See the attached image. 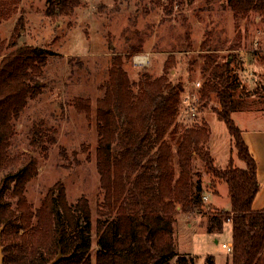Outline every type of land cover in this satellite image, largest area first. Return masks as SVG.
Wrapping results in <instances>:
<instances>
[{
	"label": "trees",
	"instance_id": "16d2710c",
	"mask_svg": "<svg viewBox=\"0 0 264 264\" xmlns=\"http://www.w3.org/2000/svg\"><path fill=\"white\" fill-rule=\"evenodd\" d=\"M82 1L44 0V13L50 18L69 16ZM150 1L162 9L164 20L174 8L192 0ZM18 3L0 0V19L10 18ZM226 5L234 17H247L250 12L264 17V0H226ZM210 35L201 41L202 49H210ZM125 43L122 50L113 53L107 77L99 85L103 94L95 100L94 155L101 199L94 219V261L90 254L92 212L87 198L79 196L70 201L63 183L57 181L36 206L28 202L25 186L37 174L34 160L29 159L16 172L0 178L2 264H47L59 248L63 256L55 264H214L211 254L197 263V255L178 252L174 244L177 215L196 212L203 206L208 208L207 232H220L225 221L231 222L230 264H264V208H252L259 188L257 164L231 115L236 107L233 91L239 86L236 56L231 54L220 62L213 54L205 55L204 70L209 74L195 90L198 113L191 116L192 122L181 123L177 114L180 92L185 87L173 84L166 76L175 63L173 52L167 54L157 76L139 72L138 79L132 80L123 59L143 47L128 40ZM230 48L238 50L239 46ZM50 53L46 47L31 44L0 53V162L28 99L44 91V68ZM67 63L72 66L82 61L72 56ZM263 90L264 83L257 82L252 94L262 96ZM212 97L219 107L208 105ZM68 104L85 111L91 119L87 97ZM206 107L225 124L243 166L234 165L232 158L224 167L215 164L208 146L207 120H195L199 110ZM145 117L153 121L150 135ZM56 132L54 125L46 126L39 120L28 130L29 143L40 147L46 157L56 142ZM116 140L119 149L114 152ZM150 144L157 151V169L148 156ZM195 156L212 177L205 188L201 173L192 170ZM217 181L227 184L228 210L213 207L203 198L205 189L216 192Z\"/></svg>",
	"mask_w": 264,
	"mask_h": 264
},
{
	"label": "rangeland",
	"instance_id": "374dc122",
	"mask_svg": "<svg viewBox=\"0 0 264 264\" xmlns=\"http://www.w3.org/2000/svg\"><path fill=\"white\" fill-rule=\"evenodd\" d=\"M155 6L150 0H83L72 15L50 18L44 13V0H19L11 17L0 19L1 54L23 44L38 45L51 51L44 68V91L29 98L20 114L15 133L4 146L0 178L16 172L33 159L37 174L25 186L28 202L36 206L57 181L63 183L70 201L79 196L86 197L92 212V261L97 249L94 219L101 199L94 155L97 140L95 100L103 94L99 85L107 77L113 53L122 50L127 40L143 47L129 59H123V66L132 80L138 79L139 72L157 76L167 54L173 52L175 63L166 76L173 84L189 90H196L195 81H200L201 86L208 77L209 71L204 70L206 54L215 55L220 62L234 54L239 86L233 91V99L238 103L242 98L243 104L242 112L235 107L232 115L236 123L242 124V134L257 150L260 161L264 155V90L262 96L252 94L257 82L264 83V71L253 70L249 64L253 58L264 63V17L255 12H250L247 17H234L226 0H192L182 8H174L170 19L167 16L162 20L164 13ZM207 33L211 34L210 49L205 50L200 44ZM232 45H238L248 60L239 62V53L230 48ZM136 55H145L146 63H137ZM72 56L80 58L82 64L69 66L67 59ZM181 93L177 120L192 122L194 119L182 102L184 92ZM85 97L90 101L91 119L85 111L68 104ZM208 105L219 107L213 97L208 100ZM201 118L209 121L212 138L209 150L215 164L225 166L232 155L235 165L243 166L223 121L209 107L199 110L195 120ZM39 120L57 128L56 142L49 147L46 157L43 150L33 147L28 139V130ZM146 121L150 135L153 121L150 117ZM113 144L116 152L118 140ZM148 154L157 169V151L151 144ZM192 164V170L201 173L205 188L211 175L196 156ZM9 184L11 186L12 182ZM216 187L218 192L204 190L205 202L228 210L227 184L217 181ZM261 192L264 193V186ZM7 197L12 198L10 194ZM207 210L203 206L196 212L177 215L175 248L178 252L197 255V263H203L206 255L211 254L214 264H230L229 251L221 243H230L231 223L225 221L220 232H207L204 228Z\"/></svg>",
	"mask_w": 264,
	"mask_h": 264
},
{
	"label": "crops",
	"instance_id": "0c3cea01",
	"mask_svg": "<svg viewBox=\"0 0 264 264\" xmlns=\"http://www.w3.org/2000/svg\"><path fill=\"white\" fill-rule=\"evenodd\" d=\"M238 53H239V57L241 59V61H245V60H248V56L242 54V49H238L237 50ZM248 62V61H247ZM247 64V63H246ZM252 67H253V70H257V71H264V63H261L259 60H257L256 58H253V60L250 61L249 63ZM243 65V63H242ZM242 98L239 99L238 103H236V109L238 111H241L242 112ZM235 106H233V110H234ZM233 113V111H232ZM231 113V115H232ZM215 115V114H214ZM232 118H233V115H232ZM209 120V119H208ZM234 122L236 123L235 119L233 118ZM237 126L240 128L241 130V134H242V124L240 123H236ZM208 125H209V121H208ZM209 128H210V125H209ZM230 135V134H229ZM245 142L247 143L248 147H249V150L251 152V154L253 155V157L255 158L256 160V164H257V168H256V176H257V180L259 182V188H258V191L256 192L254 198H253V201H252V208L253 209H261V208H264V193H262V189H263V186H264V155L262 156V161H260V155H258L256 152L257 150L255 151L251 145H250V142L246 139V137L242 134ZM211 131H210V135H209V140H208V146L210 145L211 143ZM232 139V138H231ZM233 143V142H232ZM263 154V153H262ZM229 158H232V160H234V158L232 157V155H230ZM228 158V160H229ZM228 163V161H227ZM234 163V162H233ZM235 165V163H234ZM238 166V165H236ZM224 167V166H223ZM241 167V166H239ZM216 192H218V189L216 187ZM212 204V203H210ZM213 205V204H212ZM215 207H217L216 205H214ZM218 208H221V207H218ZM230 222V221H229ZM231 223V222H230ZM231 235H232V225H231ZM230 243H232V240L230 241Z\"/></svg>",
	"mask_w": 264,
	"mask_h": 264
},
{
	"label": "built area",
	"instance_id": "2783aa9c",
	"mask_svg": "<svg viewBox=\"0 0 264 264\" xmlns=\"http://www.w3.org/2000/svg\"><path fill=\"white\" fill-rule=\"evenodd\" d=\"M135 57H139L135 59L137 63H146L147 57L145 55H136ZM134 57V58H135ZM196 89L200 86V81H195L194 82ZM198 95L195 90H189L185 89L183 96H182V102L185 105L186 110L191 116H194L198 111H197V106H198ZM204 200H206V195H203ZM222 247H225L228 251L231 250L232 248V243H221Z\"/></svg>",
	"mask_w": 264,
	"mask_h": 264
},
{
	"label": "water",
	"instance_id": "95a60500",
	"mask_svg": "<svg viewBox=\"0 0 264 264\" xmlns=\"http://www.w3.org/2000/svg\"><path fill=\"white\" fill-rule=\"evenodd\" d=\"M1 230H2V227L0 226V264H2V260H3L2 246H1ZM62 256L63 255H62L61 249L59 248L57 254L47 264H55Z\"/></svg>",
	"mask_w": 264,
	"mask_h": 264
},
{
	"label": "bare ground",
	"instance_id": "6f19581e",
	"mask_svg": "<svg viewBox=\"0 0 264 264\" xmlns=\"http://www.w3.org/2000/svg\"><path fill=\"white\" fill-rule=\"evenodd\" d=\"M137 58H139V57H135V59H137Z\"/></svg>",
	"mask_w": 264,
	"mask_h": 264
}]
</instances>
